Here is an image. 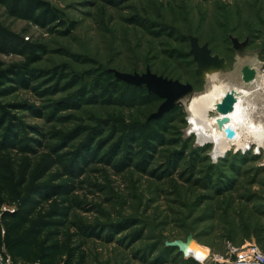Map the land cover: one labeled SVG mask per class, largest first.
<instances>
[{
  "label": "rangeland",
  "instance_id": "rangeland-1",
  "mask_svg": "<svg viewBox=\"0 0 264 264\" xmlns=\"http://www.w3.org/2000/svg\"><path fill=\"white\" fill-rule=\"evenodd\" d=\"M47 1L66 25L0 4V60L20 65L35 55L39 75L8 82L13 90L1 98L16 105L17 121L14 135L0 130V250L21 263L231 264L228 242L240 247L264 228V148L215 158L182 105L149 120L164 99L108 69L150 67L202 92L192 34L230 63L223 76L242 84L245 64L264 74V0ZM230 34L249 36L245 52ZM253 85L264 122V85ZM189 233L209 252L203 262L166 245Z\"/></svg>",
  "mask_w": 264,
  "mask_h": 264
},
{
  "label": "bare ground",
  "instance_id": "bare-ground-1",
  "mask_svg": "<svg viewBox=\"0 0 264 264\" xmlns=\"http://www.w3.org/2000/svg\"><path fill=\"white\" fill-rule=\"evenodd\" d=\"M222 72L224 71L209 73L206 77V89L184 100L182 106L188 113L189 130L199 137L202 146L213 145L212 154L215 158L224 156L233 147L247 150L255 145L254 151L260 153L264 148V122L255 116V106L250 99L256 90L250 87L254 84L257 88H262L264 74L257 69L252 82H245L242 78V84H235L227 80ZM233 79L234 77L232 81ZM227 96L234 97V101L228 111L224 112L222 103ZM185 253L186 256L192 254L202 261L209 252L193 239Z\"/></svg>",
  "mask_w": 264,
  "mask_h": 264
},
{
  "label": "water",
  "instance_id": "water-1",
  "mask_svg": "<svg viewBox=\"0 0 264 264\" xmlns=\"http://www.w3.org/2000/svg\"><path fill=\"white\" fill-rule=\"evenodd\" d=\"M229 37L234 49L238 50L240 53L246 51L249 43V36L242 41L238 36L232 34H230ZM188 38L191 44L190 53L193 55V59L197 63L195 74L199 79H206L208 74L214 71H227L230 69V63L226 61L225 57L213 53L208 42L201 44L199 37L192 34H190ZM108 71L113 73L117 79L128 84L146 86L150 93H154L164 99L157 111L149 115V120L161 118L173 108L183 105L184 100L186 98H191L195 93V88L192 83H184L179 79L159 75L153 72L150 67H147L144 72H127L116 68H109ZM241 71L242 78L245 82H252L257 75V70L249 64H245ZM233 101L234 97H225L222 103V110L224 112L228 111ZM193 239V233H189L186 240L181 238L167 240L166 245L178 247L180 251L184 252L186 255L185 252L189 248Z\"/></svg>",
  "mask_w": 264,
  "mask_h": 264
},
{
  "label": "trees",
  "instance_id": "trees-1",
  "mask_svg": "<svg viewBox=\"0 0 264 264\" xmlns=\"http://www.w3.org/2000/svg\"><path fill=\"white\" fill-rule=\"evenodd\" d=\"M0 4L5 5L6 8L14 15L29 18L34 20L36 23L43 25H49L56 22L59 25H66L67 22L64 12L47 0H0ZM74 24V22H71L67 26L65 33L71 32L75 28ZM2 29L3 28L0 26V33H2ZM4 37L11 38L12 35L9 32H5ZM36 58L37 57L34 55L23 64H14L10 66H6L5 63L0 60V130L3 129L7 135L12 134L13 129L16 126L17 116H15L12 112V108L17 107L13 103L3 102L1 98L13 90V85H7L8 82L25 84L27 81L29 82L30 80H34L39 76L36 73V69L31 66ZM110 74L114 75L113 73ZM148 93L150 92L148 91ZM56 192L58 191L53 193Z\"/></svg>",
  "mask_w": 264,
  "mask_h": 264
},
{
  "label": "built area",
  "instance_id": "built-area-1",
  "mask_svg": "<svg viewBox=\"0 0 264 264\" xmlns=\"http://www.w3.org/2000/svg\"><path fill=\"white\" fill-rule=\"evenodd\" d=\"M229 256H233L231 264H264V249L255 242H246L238 247L228 242ZM217 260L223 259L216 256ZM203 262V261H201ZM0 264H41L40 262L21 263L17 262L10 253L0 250Z\"/></svg>",
  "mask_w": 264,
  "mask_h": 264
},
{
  "label": "crops",
  "instance_id": "crops-1",
  "mask_svg": "<svg viewBox=\"0 0 264 264\" xmlns=\"http://www.w3.org/2000/svg\"><path fill=\"white\" fill-rule=\"evenodd\" d=\"M249 241L255 242L257 244L262 243V246H264V228H263V230L259 231V233H256V232L250 233ZM258 241H259V243H258Z\"/></svg>",
  "mask_w": 264,
  "mask_h": 264
}]
</instances>
